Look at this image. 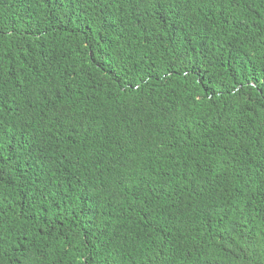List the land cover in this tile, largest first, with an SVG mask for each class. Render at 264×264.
Returning a JSON list of instances; mask_svg holds the SVG:
<instances>
[{"label":"trees","instance_id":"16d2710c","mask_svg":"<svg viewBox=\"0 0 264 264\" xmlns=\"http://www.w3.org/2000/svg\"><path fill=\"white\" fill-rule=\"evenodd\" d=\"M0 264H264V0H0Z\"/></svg>","mask_w":264,"mask_h":264}]
</instances>
